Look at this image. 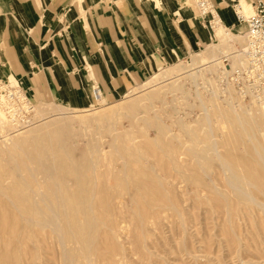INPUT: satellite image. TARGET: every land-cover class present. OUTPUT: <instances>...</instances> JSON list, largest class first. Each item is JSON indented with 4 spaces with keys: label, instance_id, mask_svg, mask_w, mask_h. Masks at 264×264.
Wrapping results in <instances>:
<instances>
[{
    "label": "rangeland",
    "instance_id": "obj_1",
    "mask_svg": "<svg viewBox=\"0 0 264 264\" xmlns=\"http://www.w3.org/2000/svg\"><path fill=\"white\" fill-rule=\"evenodd\" d=\"M202 23L212 35L208 45L162 65L125 95L109 99L101 91L104 99L85 106L35 99L0 66V79L22 87L32 106L22 125L9 117L0 121V223L15 225L21 208L38 202L29 185L47 192L57 181L59 191L75 195L59 202L66 209L61 219L68 216L62 226L70 232L73 264H264V104L241 97L230 76L243 65L232 67L245 45L246 25L240 33L236 26ZM97 156L96 181L91 164ZM70 216L83 234H98L92 263L72 234ZM2 224L1 237L10 234ZM46 228L40 232L49 233ZM8 244L0 264L1 254L13 249ZM47 254L44 263L61 264L56 247Z\"/></svg>",
    "mask_w": 264,
    "mask_h": 264
},
{
    "label": "crops",
    "instance_id": "obj_2",
    "mask_svg": "<svg viewBox=\"0 0 264 264\" xmlns=\"http://www.w3.org/2000/svg\"><path fill=\"white\" fill-rule=\"evenodd\" d=\"M212 1L241 33L234 2L254 0ZM211 40L186 0H0V66L62 106L91 103L95 85L116 99Z\"/></svg>",
    "mask_w": 264,
    "mask_h": 264
},
{
    "label": "bare ground",
    "instance_id": "obj_3",
    "mask_svg": "<svg viewBox=\"0 0 264 264\" xmlns=\"http://www.w3.org/2000/svg\"><path fill=\"white\" fill-rule=\"evenodd\" d=\"M245 5V4H244ZM245 9H246V11H245V9H244V12L245 13H250V12H252V10H253V8H252V6H251V4H249V3H247L245 6ZM252 8V9H251ZM221 20V19H220ZM222 21V20H221ZM221 24H223V23H220V22H218L217 24H215L214 25V28H215V26H217L218 28H220V27H222V29H223V26L221 25ZM244 47V46H243ZM243 47L240 49V50H237V54H236V57H234L233 58V64H232V67L233 68H235V66H239V65H241V64H244V62H245V58H244V56H243V54H242V49H243ZM11 82V81H10ZM12 84H14V83H12ZM100 100H102V94H101V97L99 98V101ZM0 107L2 108H0V121H1V119L2 120H4L6 117L8 118L9 116H8V114H7V111H6V108L4 107V104H3V99L0 97ZM113 109V108H112ZM118 111V110H117ZM82 112V111H81ZM5 113V114H4ZM60 114H63V115H65V113L64 112H61ZM104 114V113H103ZM6 115V116H5ZM108 116V115H107ZM107 116H105V117H107ZM97 118V117H96ZM10 121H13V122H15L13 119H11V118H8ZM16 123V122H15ZM32 133V132H31ZM30 133V134H31ZM34 133H32V135H33ZM35 135V134H34ZM216 139V138H215ZM115 143V142H114ZM114 143H113V147H114ZM212 146H215V144H213ZM99 146H97V148H98ZM115 148V147H114ZM95 149V148H94ZM214 149V148H213ZM93 150V149H92ZM103 151H101V154L103 155V153H102ZM100 153V152H99ZM99 153H97V155L99 154ZM14 155V154H13ZM16 155V154H15ZM14 155V156H15ZM93 155V154H92ZM94 155H95V153H94ZM101 155V156H102ZM17 156V155H16ZM101 156H99V157H101ZM218 156V155H217ZM224 156V155H223ZM21 157H24V158H26L25 156H21ZM42 157V156H41ZM40 157V158H41ZM92 157V156H91ZM94 157V156H93ZM98 157V156H97ZM96 158L97 160L95 161H93L92 160V164H91V166H92V170H93V172L95 173L94 174V176H95V178H96V181L98 180V175H97V172H98V169H97V165H98V163H99V159L100 158ZM12 158V157H11ZM20 158V157H19ZM19 158H16V160L17 159H19ZM227 158V157H226ZM226 158H224V161L225 160H227ZM234 158V157H233ZM13 159H15V158H13ZM30 159V158H29ZM123 159V158H122ZM221 159V158H220ZM231 159V158H230ZM15 160V162L17 163V161ZM26 160V159H25ZM25 160H23V161H25ZM234 160V159H233ZM238 160V159H237ZM263 160V159H262ZM18 161H20V160H18ZM31 161V160H30ZM40 161V160H39ZM26 162V161H25ZM74 162V161H73ZM76 162V161H75ZM221 162V161H220ZM228 162V161H227ZM222 163H223V161H222ZM233 164H231L232 166H233V169L235 170L236 169V166H235V164H234V162H232ZM15 164V163H14ZM18 165H20L19 163H18ZM17 164H16V168H17V166H18ZM33 165V164H32ZM223 165H225V167L224 168H227V170L228 169H230L231 168V166L229 165V164H227V163H223ZM237 165V164H236ZM21 166V165H20ZM26 166V165H25ZM135 166V165H134ZM222 166V165H221ZM234 166H235V168H234ZM11 167H13V166H11ZM29 167V166H28ZM28 167L26 166V168H27V170H29L28 169ZM44 167H46V166H44ZM18 168H20L19 166H18ZM35 170H36V168H34ZM48 169H51V168H47V170ZM237 169H239V167H237ZM236 169V170H237ZM12 170V169H11ZM21 170V169H20ZM31 170V169H30ZM102 170V169H101ZM8 171V170H7ZM13 171V170H12ZM32 171V170H31ZM20 172V171H19ZM21 172H22V170H21ZM20 172V173H21ZM28 172V171H27ZM37 172V171H36ZM38 172L40 173L41 171H39L38 170ZM37 172V173H38ZM100 172H104L103 170L102 171H100ZM237 172V171H236ZM240 173H241V171H239ZM29 173V172H28ZM38 173V174H39ZM42 173H44V172H42ZM49 173V172H48ZM51 173L52 172H50V175H51ZM13 174V173H12ZM17 174V173H16ZM30 174V173H29ZM99 175H101L100 173H98ZM7 175V174H6ZM26 175V174H25ZM24 175V176H25ZM49 175V174H48ZM49 175V176H50ZM240 175H242V174H240ZM8 176V175H7ZM16 176V175H15ZM23 176V175H22ZM23 176V177H24ZM46 175H44V177H45ZM94 176H93V178H94ZM102 176V175H101ZM16 177H18V175L16 176ZM26 177V176H25ZM27 177H28V174H27ZM235 177V176H234ZM233 177V180L235 179ZM242 177V176H241ZM31 178V177H30ZM48 178V176L46 177V179ZM245 179H246V177H244ZM35 179H36V177H35ZM44 179V178H43ZM102 179V178H101ZM106 178H104V180H105ZM239 179H241L240 177H239ZM20 180H22V179H20ZM94 180V179H93ZM232 180V181H233ZM244 179H242V181H243ZM247 180V179H246ZM26 181V180H25ZM31 181V180H30ZM29 181V182H30ZM33 181V180H32ZM35 181V180H34ZM37 181V180H36ZM95 181V182H96ZM235 181H237L236 179H235ZM22 182H24V180H22ZM239 182V181H238ZM25 183V182H24ZM228 183V182H227ZM232 183V182H231ZM247 183V182H246ZM245 182H244V185L245 186H247L249 183H247L246 184ZM252 183V182H251ZM1 184V183H0ZM29 184H33V182L32 183H29ZM28 184V185H29ZM40 184H41V181H40ZM48 184H50V183H48ZM47 184V185H48ZM56 184L57 185H55V187L57 186V189H54L55 187L53 186V184H52V187H54V188H52V187H49L50 189H48V191L47 192H45V191H41V190H37L35 187L37 186L36 185V183H35V185H34V187H33V185H29V186H32V188L30 189V192L28 193V194H31L32 196H33V198H34V200L36 199L35 197H37L38 196V202L40 201L39 200V197L43 200V204L44 205H42L40 202L37 204V203H31V202H29V203H27L26 205H24L23 206V208H21V212H20V215H18L19 217H17V218H15V225H13V226H10V227H12V228H14V229H18L17 230V232L16 231H14V229H12V228H10V227H7L5 224H2V223H0V224H2V227L3 228H5L6 229V227H7V229H9V231H10V234L9 233H7V236H3V237H1L0 236V250L3 248V245H4V247L6 246V248L5 249H7V243H10V244H13V249L12 250H9V251H4L1 255H2V263L3 264H46V263H44V258H43V255L44 254H46V253H50V251H51V249L53 250V248L54 247H56L57 248V252H59L60 254H61V257H62V261L60 262L61 264H73L74 262H75V257H74V255H75V251H74V249H72L71 250V248H70V246H68V241L70 240V238H71V236L69 235V233H68V231H67V229H66V231H65V228L62 226V219H64L66 216V214L65 213H67V212H64V215L62 216L63 218L61 219V213H62V210L63 209H65V208H63V204H65V203H68V201L70 200V199H72V198H74L75 197V195H72V193L70 194V192L72 191V189L70 190V192L68 191L69 189H67V191L64 189V191L63 192H61V191H59L58 190V183H57V181H56ZM233 184V183H232ZM234 184H237V183H234ZM254 184V183H253ZM22 185V184H21ZM25 185H26V183H25ZM45 185H46V183H45ZM45 185H42L41 187L44 189V187H45ZM62 184H60V186H61ZM255 185H256V183H255ZM44 186V187H43ZM144 186V185H143ZM233 186V185H232ZM62 187V186H61ZM64 187V186H63ZM250 187V186H249ZM251 187H252V185H251ZM22 188V187H21ZM38 188H40V187H38ZM81 188V187H80ZM247 188V187H246ZM41 189V188H40ZM62 189V190H63ZM74 189H76V188H74ZM73 189V190H74ZM82 189V188H81ZM97 189V188H96ZM253 189V188H252ZM0 190H1V188H0ZM7 190H9V189H7ZM45 190V189H44ZM241 190V189H240ZM2 191V190H1ZM58 191H59V194H58ZM5 192V191H4ZM73 192V191H72ZM81 192H82V190H81ZM27 192L25 191V194H26ZM74 193V192H73ZM239 193V192H238ZM243 193H245V194H247L245 191H243ZM8 194H10V193H8ZM7 193L6 194H4V195H8ZM14 194V193H13ZM20 194H22V193H20ZM24 194V195H25ZM28 194H27V197L29 198V196H28ZM83 194V193H82ZM94 194V193H93ZM99 194H101V192H99ZM242 195V194H241ZM249 195V194H248ZM26 196V195H25ZM84 196V195H83ZM243 196V195H242ZM77 197H79V196H77ZM244 197H246V196H244ZM14 198V197H13ZM25 198V197H24ZM33 198H32V200H33ZM109 198V197H108ZM250 198L251 199H253L254 200V197L253 196H251L250 195ZM18 199V198H17ZM66 200L67 202H65L64 201V203L62 204V206H61V208H62V210H60V208H59V204L61 205V203H59L60 201H62V200ZM105 200V199H104ZM111 200V199H110ZM109 200V201H110ZM162 200V199H161ZM249 200V199H248ZM252 200V201H253ZM100 201H102V200H100ZM18 202H21V201H18ZM23 202V201H22ZM21 202V203H22ZM35 202V201H34ZM69 202H71V200L69 201ZM75 202V201H74ZM103 202V201H102ZM107 202H108V200H107ZM76 203V202H75ZM110 203H111V201H110ZM110 203H109V205H110ZM11 204H12V202H11ZM36 204V205H35ZM73 204V203H72ZM102 204V203H101ZM20 205V204H19ZM70 205H71V203H70ZM69 204H68V209H69V206H70ZM104 205V204H103ZM109 205H107V206H109ZM11 206H13V205H11ZM66 206V205H65ZM91 207H92V204L90 205ZM99 206V205H98ZM106 206V205H105ZM174 206V205H173ZM13 207H15V206H13ZM45 207H47L48 208V210L45 208ZM93 208V207H92ZM105 208H107V207H105ZM105 208H104V210H105ZM109 208V207H108ZM107 208V209H108ZM16 209H17V207H16ZM73 209V208H72ZM97 209V208H96ZM111 209V208H110ZM18 210H20V209H17V213H18ZM66 210V209H65ZM65 210H63V211H65ZM70 210H71V206H70ZM70 210H68L69 212H70ZM73 211V210H72ZM91 211L93 212L94 210L93 209H91ZM91 211H89V213H91ZM96 211V210H95ZM109 211H111V210H109ZM140 211V210H139ZM14 212V211H13ZM73 212H75V211H73ZM86 212V211H85ZM112 212V211H111ZM111 212H108V213H110L111 214ZM143 212V211H142ZM70 213H72V212H70ZM95 212H93V214H94ZM102 213V212H101ZM112 213H114V212H112ZM73 215V214H72ZM89 215H91V214H89ZM109 215V214H108ZM113 215V214H112ZM65 216V217H64ZM15 217V216H14ZM90 217L91 216H89V219H90ZM70 218H71V216H70ZM92 218V217H91ZM94 220L92 219V221H94V222H97L96 221V216L94 215ZM66 219V218H65ZM72 220H73V217L71 218ZM4 220V219H3ZM67 220H68V216H67V219H66V222H67ZM1 221V220H0ZM82 221V220H81ZM88 221V220H87ZM2 222V221H1ZM7 222V221H6ZM63 222H65V221H63ZM72 223H69V224H73L72 225V227L70 228L69 226V228L70 229H72L73 231V235H77V239L79 240L78 242H80L81 243V250H83V255L84 256H86L85 258H86V260L88 261V262H93V260H92V258H91V256L93 255V254H96L97 255V253L95 252V253H93V251H94V249H95V236L96 235H98V234H92V232L91 233H88L87 235H85V234H83V232H80L79 230H80V227H79V225H76L75 223H74V220L73 221H71ZM9 223V222H8ZM68 223V222H67ZM68 224V225H69ZM92 224H95V223H92ZM99 224V223H98ZM9 225V224H8ZM35 225H37L38 227H41V228H45V227H47L46 229H47V231H51V233L53 234V233H55V234H53L55 237H53L52 236V234L50 233V231H49V233L47 232H45V234H43L42 232H40V229H37L38 227H36ZM1 226V225H0ZM74 226V227H73ZM65 227H67V225L65 226ZM94 227V226H93ZM99 227H98V225H96V232L99 230L98 229ZM6 229V230H7ZM3 230V229H2ZM44 231H46V230H44ZM77 231H79V232H77ZM88 232V231H87ZM1 233H4V232H1ZM98 233V232H97ZM1 235V234H0ZM86 236V237H85ZM67 237V238H66ZM99 237V236H98ZM76 238H74V239H76ZM71 241H73V240H71ZM101 243V242H100ZM10 244H8V245H10ZM70 244H72V243H70ZM77 244V243H76ZM97 244H99V243H97ZM104 244V243H103ZM54 246V247H53ZM76 246H78V245H76ZM53 247V248H52ZM58 247H60L59 249H58ZM74 247V246H73ZM72 247V248H73ZM98 247V246H97ZM102 248V247H101ZM100 248V249H101ZM4 249V248H3ZM11 249V248H10ZM77 249V248H76ZM80 248H78V251H80L79 250ZM97 249V248H96ZM102 250V249H101ZM98 251V250H97ZM111 251V250H110ZM53 253V252H52ZM103 253H104V251H103ZM109 253H111V252H109ZM109 253H107V254H109ZM47 254V255H48ZM50 255V254H49ZM48 255V257H50ZM99 255H100V253H99ZM60 256V255H59ZM98 256V255H97ZM107 256H109V255H107ZM94 257V256H93ZM117 257V256H116ZM78 258L80 259V257L78 256ZM82 258V257H81ZM53 259V258H52ZM57 259V258H56ZM82 260H85V259H82ZM80 261V260H79ZM94 261H95V259H94ZM98 261V260H97ZM38 262H41V263H38ZM56 262V261H55ZM48 263H50V264H52L50 261H48ZM77 263V262H76ZM95 263V262H94ZM98 263V262H97Z\"/></svg>",
    "mask_w": 264,
    "mask_h": 264
},
{
    "label": "built area",
    "instance_id": "obj_4",
    "mask_svg": "<svg viewBox=\"0 0 264 264\" xmlns=\"http://www.w3.org/2000/svg\"><path fill=\"white\" fill-rule=\"evenodd\" d=\"M202 22L212 28L221 17L212 0H192ZM252 12L245 13L240 3H234L233 8L239 23H245V45L242 54L245 62L242 67L231 71V78L238 86L241 97L256 100L264 104V0H254L251 3ZM93 99L98 103L101 97V88L93 87ZM0 97L3 99L9 118L16 124L27 121V114L32 108L30 101L22 87L12 84L10 80L0 79Z\"/></svg>",
    "mask_w": 264,
    "mask_h": 264
}]
</instances>
